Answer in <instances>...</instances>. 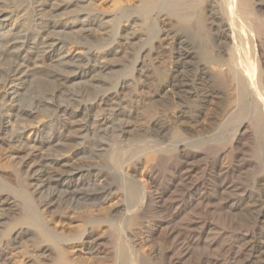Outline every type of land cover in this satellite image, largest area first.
Returning <instances> with one entry per match:
<instances>
[{"label": "bare ground", "instance_id": "1", "mask_svg": "<svg viewBox=\"0 0 264 264\" xmlns=\"http://www.w3.org/2000/svg\"><path fill=\"white\" fill-rule=\"evenodd\" d=\"M98 1L0 0V264H264V0Z\"/></svg>", "mask_w": 264, "mask_h": 264}, {"label": "rangeland", "instance_id": "2", "mask_svg": "<svg viewBox=\"0 0 264 264\" xmlns=\"http://www.w3.org/2000/svg\"><path fill=\"white\" fill-rule=\"evenodd\" d=\"M102 1V2H101ZM98 2H100L101 4L103 3V5L105 6V7H109V4H110V2H109V0H99ZM110 8V7H109ZM55 85H57V84H55V83H51V82H42L41 83V85H40V94L42 93V95H44V92L43 91H45V93H46V91H47V89H48V92L51 90V89H53L54 87H55ZM53 87V88H52ZM44 88V89H43ZM51 88V89H50ZM50 89V90H49ZM147 171V169L145 168V166L144 165H142L141 167H140V174L141 173H145ZM140 177H142L141 175H140ZM141 180H142V182H146V176H143L142 178H141Z\"/></svg>", "mask_w": 264, "mask_h": 264}]
</instances>
